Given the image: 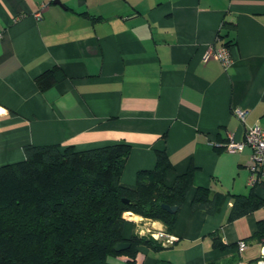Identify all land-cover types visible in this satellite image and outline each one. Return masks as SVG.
I'll list each match as a JSON object with an SVG mask.
<instances>
[{"label":"crops","instance_id":"1","mask_svg":"<svg viewBox=\"0 0 264 264\" xmlns=\"http://www.w3.org/2000/svg\"><path fill=\"white\" fill-rule=\"evenodd\" d=\"M210 47H228L230 65L204 59ZM54 67L65 77L41 91L35 79ZM236 109L247 111L245 122ZM255 124L264 129V0H0V166L24 160L29 144L83 151L125 143L123 184L154 169L158 151L172 164L166 186L195 170L171 231L123 215L127 241L143 219L175 242L141 244L134 256L110 255L109 264L261 258L264 240L255 234L264 206L228 220L233 195L254 189L264 199V185H248L251 149H225ZM200 188L224 195L215 214L193 203Z\"/></svg>","mask_w":264,"mask_h":264},{"label":"trees","instance_id":"2","mask_svg":"<svg viewBox=\"0 0 264 264\" xmlns=\"http://www.w3.org/2000/svg\"><path fill=\"white\" fill-rule=\"evenodd\" d=\"M64 77L63 70L54 67L35 83L46 91ZM24 152V160L0 166V264H109L110 255L134 256L141 244L161 249L152 238L134 235L127 241L123 215L133 212L159 220L171 231L195 172L190 167L166 186L164 178L172 164L166 152L158 151L154 169L139 171L136 183L127 185L121 182L131 152L125 143L83 151L29 144ZM233 198L229 221L264 206L254 189ZM224 200L223 194L210 197L207 189L200 188L193 203L215 214ZM163 204L179 209L172 214ZM255 236L264 240V220L258 222ZM215 239L219 240L217 234ZM121 242L131 246L116 253Z\"/></svg>","mask_w":264,"mask_h":264},{"label":"built area","instance_id":"3","mask_svg":"<svg viewBox=\"0 0 264 264\" xmlns=\"http://www.w3.org/2000/svg\"><path fill=\"white\" fill-rule=\"evenodd\" d=\"M204 59H217L227 67L231 63L229 48L210 47L205 51ZM235 113L242 122H245L246 110L236 109ZM245 148H250L252 151L249 164L248 185L254 188L264 182V129L259 124L248 126L244 139L238 141L231 135L229 140L225 143V149L230 153H239ZM134 222L137 224L135 235L138 237L152 238L161 241L164 246L172 245L176 240L174 236L168 234L166 231L156 229L153 223H144L143 219H135ZM246 249V243L240 241V252H244ZM261 252V258L253 264H264V244Z\"/></svg>","mask_w":264,"mask_h":264},{"label":"water","instance_id":"4","mask_svg":"<svg viewBox=\"0 0 264 264\" xmlns=\"http://www.w3.org/2000/svg\"><path fill=\"white\" fill-rule=\"evenodd\" d=\"M56 3H60L59 1H57ZM126 202H129V200H126ZM162 207L168 211L169 213H176L178 211V206H170V205H166V204H163ZM131 244L129 242H121V243H118L116 246H115V251L116 252H121V251H124L125 249H128L130 248Z\"/></svg>","mask_w":264,"mask_h":264}]
</instances>
